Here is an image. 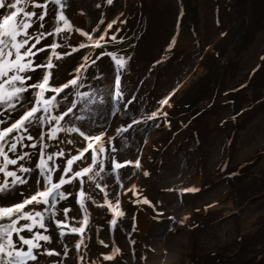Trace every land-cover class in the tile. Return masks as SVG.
Returning a JSON list of instances; mask_svg holds the SVG:
<instances>
[{
    "label": "rangeland",
    "instance_id": "1",
    "mask_svg": "<svg viewBox=\"0 0 264 264\" xmlns=\"http://www.w3.org/2000/svg\"><path fill=\"white\" fill-rule=\"evenodd\" d=\"M255 1L249 4L251 7L247 4L245 13H254L256 4L262 2ZM241 2L113 0L109 5L107 0H62L65 16L93 40L104 34L108 23L116 21L101 41L102 47L96 48L77 32L75 38L70 31L55 34L53 13L45 29L53 33L48 45L61 46L56 53L71 52L81 42L88 47L62 59H56L51 48L38 56L41 64L52 57L53 86L79 75L78 85L61 94L68 97L62 101L64 108L77 103L73 114L62 123L75 125L90 136L105 132L104 141L111 138L106 148L115 147L116 151L98 158L105 165L102 179L85 181L84 188L91 199L84 201L89 221L80 252L74 247L79 236L69 234L62 242L53 223L50 231L54 242L48 247L63 253L67 243L69 255L41 256L39 264H59L61 260L63 264H264V19L243 45L235 47L233 32L239 20L234 7ZM50 7L60 11L59 5ZM59 26L63 28V22ZM245 30L240 27V35ZM113 34L115 42L109 39ZM213 48H225L221 60L209 57ZM102 52L123 57L124 67L118 68L109 55L93 64L92 60ZM84 56L89 60L84 61ZM211 63L216 64L214 83L201 97L198 119L181 116L169 125L163 113L174 103L173 97L182 95L200 79ZM81 64L85 66L77 74L74 70ZM42 74L43 69L32 74V82ZM253 74L255 78L249 82ZM117 91L122 93L119 101L115 99ZM24 95L31 99L28 93ZM169 96L168 104L161 107L160 102ZM230 99L238 101L237 109L232 108ZM127 100L132 103L125 108ZM0 111L4 109L0 107ZM153 112L158 113V118L148 119ZM77 116L83 119H75ZM134 120L140 122L127 131H118ZM47 129L44 126L45 132ZM38 131L33 129V135ZM59 135L77 141V145L66 144L72 154L85 144L77 134ZM45 142L49 144L47 154L55 153L56 141L45 136ZM158 144L159 150H153V145ZM153 151L157 154L149 159ZM110 157L120 162L139 160L140 167L131 163L112 171ZM37 159L35 155L30 167ZM21 176L29 179V184L17 185L11 194L0 195V205L19 203L24 198L21 192L31 195L37 189L34 172ZM96 183L107 184V188L102 192ZM133 185L137 195L129 191ZM65 188L75 196L57 205V218L63 219L62 208H70L68 223L79 227L83 219L79 184ZM105 192L113 205L120 200L118 208L97 206L105 204ZM144 199L150 204H144ZM120 212L124 215L120 216ZM138 216L144 220L140 228L136 225ZM113 218L114 227L110 223ZM115 248L121 250L120 254L112 261L103 260L101 253L112 254ZM81 255L83 260L79 259Z\"/></svg>",
    "mask_w": 264,
    "mask_h": 264
},
{
    "label": "snow or ice",
    "instance_id": "2",
    "mask_svg": "<svg viewBox=\"0 0 264 264\" xmlns=\"http://www.w3.org/2000/svg\"><path fill=\"white\" fill-rule=\"evenodd\" d=\"M107 3L111 5L113 0H107ZM50 5H59L60 11L57 13L56 9ZM64 7L65 4L62 3V0H0V10H7L0 11V107L4 109V111H0V126L11 121L7 127H0V195L11 194L12 189L17 185L29 184V179L18 175V173L34 172L37 185L36 191L31 195L20 193L24 197L21 202L0 205V264H29V262L39 264L38 257L41 256L60 257L63 255L64 258H67L69 255L67 243H64L63 253L48 247L54 242V237L50 231L53 223L62 242L69 234L79 236L74 247L77 252H80L89 221L84 201L91 199L84 188L85 178L88 181H94L96 177H101V173L105 171L104 161L98 159V156L108 150L106 143L110 144L111 138L105 142V132L90 136L75 125L65 126L62 123L73 114L77 103L72 102L71 106L64 108L62 101L67 100L68 97L67 95L61 96V94L65 92V89L78 85L79 75L73 76L72 79L62 85L53 86L50 83L51 70L55 67L52 57L48 58L47 63L38 62L39 53L46 51L47 48L53 50L52 55L56 59H62L63 56H70L72 53L88 47V45L81 42L78 46H73L71 52L63 54L55 52V49L61 47L59 44L53 43L39 48L37 45L41 43V40L53 34L45 29V24L48 19H52L53 13H56L55 34L59 35L62 31H75L81 36H86L91 45L96 48L102 47L101 41L105 40L108 30L112 29L116 21L113 20L108 23L104 34L99 39L93 40L89 33L74 27L65 16ZM60 22H63V28L59 26ZM120 22L125 23L126 21ZM40 29H45V31H40ZM109 39L114 42L117 41L115 34ZM104 55L111 56L118 68H123L126 63L123 57L118 58L113 53L103 52L95 60H92V63L95 64ZM83 59L88 61L89 57L84 56ZM84 66L81 64L74 71L78 74ZM41 69H43L41 78L32 82V74ZM115 84L119 89V77L116 78ZM25 93H28L31 99L26 98ZM46 93H52V95L46 97ZM77 95L86 96L87 93H77ZM115 99L117 101L122 99L120 91L116 92ZM169 99L170 96L162 100L160 102L161 107L167 105ZM131 103L132 100H127L124 107L127 108ZM54 111L57 113L56 115H52ZM17 113H19L18 118H15ZM5 114H7V119H4ZM163 115L166 117L167 113H163ZM157 118V112L148 116L150 120ZM75 119L79 120L83 117L77 116ZM139 122L134 120L132 124L118 129V131H127L133 124ZM46 125L48 129L45 132L44 126ZM33 129H39L36 136L33 135ZM61 132L68 135L77 134L87 143L77 147L76 154H72V150L66 151L63 148H58L55 153L47 154L46 150L49 144L45 142V136L49 141H56L57 146L61 143L77 145L75 139H63L59 135ZM13 133L16 135L13 136ZM25 140L32 141V143L25 144ZM5 145H7V149ZM17 145L23 148L31 147L38 149V151L36 153L26 151L21 153ZM111 151H116V148L112 147ZM9 153L12 155L10 156ZM89 153L91 154V163L86 167L79 168V170H74V165L87 160ZM34 155L39 158L34 167L25 166L23 162H32ZM58 160L61 162H57ZM110 160L112 171H118L131 163H135L137 168L140 167L139 160L120 162L116 157H110ZM49 162H51V166ZM9 166L13 167L10 169ZM97 167L98 170H95ZM144 175L147 176L148 173L145 172ZM77 183L79 184V206L83 211V219L78 222L79 227L68 223L70 208H62L63 219L57 218V205L61 201H66L75 196L65 186H76ZM96 187L104 192L107 184L101 186L96 183ZM129 191H132L133 195H137L135 185ZM185 191H196V189H186ZM143 203L150 204V201L144 199ZM39 205L44 207H29ZM119 205V199L116 200L115 205L108 201L105 192V204L97 206H107L112 209L118 208ZM119 215L123 216L124 213L120 212ZM71 219L74 220L75 218ZM110 223L114 227L116 219L113 218ZM66 229L67 231H65ZM100 243L106 248L109 247L104 241H100ZM120 251L119 248H115L112 254L101 253V257L105 261H112L120 254ZM79 259L83 260L84 256L81 255ZM59 264H63V261H59Z\"/></svg>",
    "mask_w": 264,
    "mask_h": 264
},
{
    "label": "trees",
    "instance_id": "3",
    "mask_svg": "<svg viewBox=\"0 0 264 264\" xmlns=\"http://www.w3.org/2000/svg\"><path fill=\"white\" fill-rule=\"evenodd\" d=\"M241 1H242L241 3L236 4L237 6L236 5L235 7L232 6L236 11L239 20L236 25V30L233 32V37H234L233 44L235 47H239L243 45L245 39L248 38L250 34L253 33L255 28L259 27L258 22L264 19V0L256 4L257 8L255 9L254 13H245V12L247 11L246 8L251 7L250 5L252 4L253 1L256 2L255 0H241ZM247 4L250 5L247 7ZM240 27H245L246 29L244 32H242V35H240L241 34ZM239 36H241V38ZM224 38L225 35L223 39ZM223 39L220 40L222 41ZM216 48H213L212 53L209 55V57L213 60L214 58L216 60H221L225 48L223 50ZM215 65H216L215 63H211L210 65H208V67H206L205 73L200 79L192 83L189 86V88L183 92L182 95L178 97L176 96L173 97L175 101L171 105L170 109L166 112L167 116L166 117L164 116L165 119H167L169 125H173V123L176 122L178 118L181 116L188 117L193 121L198 119L200 115V103L202 100L201 97H203L209 91L210 85L214 83V79L212 78V75L216 67ZM259 70H256V72H258ZM253 78H255V74L251 76L249 82L252 81ZM230 103L233 104L232 105L233 109H237L238 108L237 106L240 105L236 99L235 100L230 99ZM234 116L236 118L239 117L238 111L236 112V114H234ZM158 146L159 144L157 146L153 145V150L155 151L159 150ZM154 153L157 154V152L153 151V154L152 153L150 154L149 159H152L156 155V154L154 155Z\"/></svg>",
    "mask_w": 264,
    "mask_h": 264
},
{
    "label": "bare ground",
    "instance_id": "4",
    "mask_svg": "<svg viewBox=\"0 0 264 264\" xmlns=\"http://www.w3.org/2000/svg\"><path fill=\"white\" fill-rule=\"evenodd\" d=\"M75 27V26H74ZM40 31H44L43 29H40ZM75 31H70V35L73 37V38H75V33H74ZM48 40H49V36H47V38L46 39H43V40H41V43L39 44V45H37V47L39 48V47H43V46H45V45H48ZM49 48H47L46 50H48ZM40 54V53H39ZM39 56V55H38ZM95 135H98V133L97 134H95ZM63 139H65V140H67L65 137H63ZM85 144L87 143V142H84ZM98 143V142H97ZM84 144V145H85ZM18 147V149H19V151L22 153V152H29V153H35V149H33V148H31V147H26V148H23V147H21L20 145H18L17 146ZM79 147H80V145H79ZM58 148H63V149H65L66 151H67V149H66V143H61V144H59V146H57V143L55 142V152L56 151H58ZM113 151H111V149L110 148H108V150L105 152V153H101L99 156H98V158H103L104 157V155L106 156V155H108L109 153H112ZM9 155L11 156L12 154L11 153H9ZM88 155V158H90V153L89 154H87ZM33 157H35V155L33 156ZM101 158V159H102ZM37 162H38V159H37ZM57 162H61V161H57ZM23 163H25V165L26 166H30L31 165V162H29V161H25V162H23ZM88 164V159L87 160H85V161H82V162H78V164L77 165H74V170H79V168H81V167H86V166H88L87 165ZM13 166H11V167H9L10 169L12 168ZM18 175H20L21 176V173H18ZM10 179V178H9ZM87 179L85 178V181H86ZM36 189V188H35ZM33 190V191H31V193L30 194H32V193H34L36 190ZM30 207H37V208H42L43 207V205H39V206H30ZM141 215V214H140ZM143 215V214H142ZM23 223V222H22ZM143 223H144V220H143V218L142 217H137L136 218V225H138V228H140L141 227V225H143ZM145 225V224H144ZM143 227H145V226H143Z\"/></svg>",
    "mask_w": 264,
    "mask_h": 264
}]
</instances>
